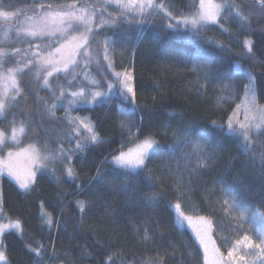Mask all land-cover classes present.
Masks as SVG:
<instances>
[{
    "label": "snow or ice",
    "instance_id": "1",
    "mask_svg": "<svg viewBox=\"0 0 264 264\" xmlns=\"http://www.w3.org/2000/svg\"><path fill=\"white\" fill-rule=\"evenodd\" d=\"M247 2L252 7L245 11L237 0H191L187 13L174 14L164 0H72L56 4L51 0H32L27 8H18L0 0V118H7L18 98L23 99L36 90L44 116L66 125L54 148L47 140L43 144L34 142L24 145L28 134L34 133L35 129L25 119L17 120L14 116L8 129H0V176L6 174L24 192L33 189L38 173L51 176L57 183H75L80 172L73 158L86 153L94 145L106 143L92 118L80 116L78 112L87 106L110 105L113 98L119 97L121 103L116 106V111L124 139L111 159L106 158L101 163H107L113 175L122 178V188L129 197L138 191L136 181L145 173L148 181L154 180L163 185L164 180L155 175L149 164L156 157L171 162L179 152L175 169H166L174 181L175 197V202L169 201L167 207L175 213L177 230L191 229L195 241L203 250L204 264H256L257 261L264 264V211L249 209L242 199V184L236 178L229 180L227 176L221 177L218 186L214 185L205 197L208 200L216 196L214 204H209V210L216 207L230 218L235 239L221 237L222 244L228 245L226 252L221 251V246L212 238L211 218L187 215L182 207L183 202L191 199L193 178L210 170L216 163L217 155L211 147L215 130L224 132L237 142L240 154L247 157L246 166L264 180V104L260 103L258 89V78L264 79V59L257 57L255 41L251 38L254 21L257 18L264 20V0ZM109 7L115 10V14L107 11ZM157 19L167 21L162 28L168 33V39L196 45L195 52L181 50L180 54L190 63L188 70L196 75L200 95H206L211 86L215 107L223 110L225 104H235L226 119L222 118L220 122L212 120L210 129H194L191 126L172 128L170 125H162L159 130L145 129L143 115H139L137 123L134 76L127 69L115 70L118 45L123 46L127 37L123 32L107 33L117 28L120 22L142 28L145 23L151 24ZM229 23L238 25L237 34L244 33L246 38L240 43L239 58L225 63L216 50L231 53V47L215 39H207V48L201 47L199 42L205 39L202 31L210 26L231 36L232 31L226 26ZM261 32L264 34V28ZM102 34L103 38H100ZM12 44H25L27 47L7 46ZM92 65L97 69H106L101 78L88 71ZM28 75L34 87L25 89L22 83ZM62 78L64 83H60ZM236 80L242 81L240 91L233 83ZM39 90L49 92L50 98L40 97ZM59 110L64 112L62 117L57 116ZM175 115V112L169 113V116ZM169 136L171 142H168ZM21 159L25 161L23 169ZM181 160L184 162L182 166ZM57 164L62 166L59 175ZM107 174L97 167L91 180L103 183ZM76 186L80 188L79 184ZM160 196L161 192H145L140 199L146 206L155 207ZM74 206L82 225L92 201L77 199ZM40 220L49 233L54 228L57 232L60 230V222L47 211L43 201ZM129 222L141 242L154 239L148 220L135 221L129 217ZM63 227L66 231L68 226L65 223ZM11 232L23 239L22 222L4 213L3 192L0 190V237ZM96 243L100 245L97 264H157L151 256L126 250L111 239L105 244H100L99 240ZM24 248L31 264H65V259L71 255L69 252L62 254L51 235L47 243L39 240L24 242ZM61 255L65 259H61ZM91 255L87 246L80 253L81 260ZM156 257L158 264H164V255L157 252ZM0 262L7 264L2 240Z\"/></svg>",
    "mask_w": 264,
    "mask_h": 264
},
{
    "label": "trees",
    "instance_id": "2",
    "mask_svg": "<svg viewBox=\"0 0 264 264\" xmlns=\"http://www.w3.org/2000/svg\"><path fill=\"white\" fill-rule=\"evenodd\" d=\"M51 2L70 3L72 0H51ZM237 2L243 5L245 11L251 10L252 6L247 0H237ZM5 3H12L18 8H27L32 0H5ZM164 3L172 8L174 14H178L189 11L188 5L191 0H164ZM107 11L115 14L112 7H109ZM257 21L253 23L254 34L251 38L255 41L257 57L264 59V34L261 32L264 20L257 18ZM166 22V20L157 19L151 24L145 23L142 28H137L135 24L130 26L120 22L117 28L110 29L108 35L115 31L118 34L123 32L127 37L123 46L118 45L115 70L127 69L132 72L137 94V123H139V115H143L145 129L159 130L162 125H170L172 128L191 126L194 129H210L211 121L220 122L222 118L226 119V115L231 112L235 104H225L223 110L215 107L211 86L206 95H200L196 75L188 70L191 65L187 58L180 54L181 50L195 52L196 45L168 39V33L162 28ZM226 26L231 29V36L222 33L215 26H210L202 31L205 39L199 43L201 47L207 48L209 47L207 39L224 42L233 51L231 53L216 51L225 63H229L239 58L240 43L246 37L244 33L237 34L238 25L235 23H229ZM100 38H103V34ZM7 46L27 47L25 44ZM88 71L97 78H101L106 69H97L95 65H92ZM60 83H64L63 78ZM233 83L236 90L240 91L242 81L236 80ZM22 87L25 89L34 87L30 75L24 79ZM258 89L261 93L260 103L264 104V79L258 78ZM38 94L40 97L50 98V93L46 90H39ZM120 103L121 100L116 97L112 99L110 105L87 106L78 112L80 116L92 118L106 143L94 145L86 153L73 158L75 167L80 172L75 183L70 181L57 183L51 176H41L38 173L33 189L30 192H24L6 174L0 176L3 211L13 220L19 219L24 229L23 239L14 232L0 237L5 245L7 264H31L24 242L39 240L47 243L49 235L55 240L56 247L62 254L71 253L66 259L61 255V259H65V264H75L77 261L80 264H97L100 258L97 250L100 249V245L96 241L99 240L100 244H105L110 239L126 250L141 256H151L157 260V264V252L165 256L164 264H204L202 249L195 241L194 235L189 229L177 230L175 213L167 207L169 201L175 202V197L173 195L174 181L168 176L166 169L169 167L175 169L179 152L176 159L171 162L168 159L161 160L156 157L149 164L155 175L164 180L163 185L154 180L148 181L147 173H145L137 179L138 191L131 198L122 188V178L113 175L107 163H101L116 153L124 139L119 126L120 118L116 111V106ZM236 103H239V100H236ZM172 112L177 115L169 116ZM63 115V110L57 112V116ZM14 116L17 120L25 119L35 129L34 133L28 134L24 144L32 141L43 144L47 140L49 146L54 148L57 137L62 135L66 127L65 124L50 121L44 116L42 104L37 100L36 90L28 93L23 99L18 98L16 106L7 114V118H0V129H8L9 122ZM168 142H171L170 136ZM211 147L217 155L216 163L210 170L193 178L190 186L191 199L183 202L182 207L187 215L209 216L212 221L220 222L222 227L219 232L222 236L234 239L230 223L224 218L222 211L216 207H213L212 211L209 210V204H214L216 196H211L208 200L205 197L214 185L218 186L221 177L227 176L229 180L236 178L242 184V199L249 209L258 208L264 211V187H262L264 180H261L258 173L251 167L246 166L247 157L240 154L237 142L226 136L224 132L214 131ZM180 163L182 166L184 162L181 160ZM56 167L59 175L62 166L57 164ZM97 167L108 173L103 183L91 180ZM184 175L187 179V173ZM77 184L80 188H77ZM153 191L161 192V196L155 207L146 206L140 198L143 193ZM216 195L218 196L219 193ZM77 199L92 201V206L85 214L82 225L79 223V213L74 206ZM42 201L47 211L60 222L58 232L54 228L49 233V230L42 225L40 220ZM129 217H133L135 221L148 220L154 239L147 243L141 242L134 234ZM65 223L68 226L66 231L63 227ZM114 229L115 232H113ZM215 238L221 249L225 251L226 245L222 244L221 236L215 233ZM85 246L92 255L81 260L80 253Z\"/></svg>",
    "mask_w": 264,
    "mask_h": 264
},
{
    "label": "rangeland",
    "instance_id": "3",
    "mask_svg": "<svg viewBox=\"0 0 264 264\" xmlns=\"http://www.w3.org/2000/svg\"><path fill=\"white\" fill-rule=\"evenodd\" d=\"M241 119H243V117H241ZM34 142H37V141H32V142H30V143H34ZM27 144H28V143H27ZM27 144H24V145H27ZM185 150H187V149H185ZM5 154H6V150H5ZM108 159H111V156H110ZM20 166H21L22 169H23L24 166H25V161H24L23 159L20 160ZM222 214H223L224 218L227 220V222L230 223V218H228L223 212H222ZM196 216H198V215H194L193 217H196ZM221 227H222V226H221L220 222L213 221V233H212V238L216 241V243H217L218 246H220V244H219V242H218V241L216 240V238H215V233L217 234V236H221V237H222V234L219 232V230H220ZM246 228H247V225H246ZM188 229L190 230V232H192L190 228H188ZM192 234H193V233H192ZM249 234L251 235V233H249ZM193 235H194V234H193ZM232 235H233V233H232ZM194 237H195V236H194ZM223 237H224V236H223ZM233 238L235 239V236H234V235H233ZM220 239H221V238H220ZM227 246H228V245H226V248H227ZM221 251H223V250L221 249ZM202 252H203V250H202ZM225 252H226V250H225ZM0 263H1V262H0ZM256 264H259V261H257Z\"/></svg>",
    "mask_w": 264,
    "mask_h": 264
},
{
    "label": "water",
    "instance_id": "4",
    "mask_svg": "<svg viewBox=\"0 0 264 264\" xmlns=\"http://www.w3.org/2000/svg\"><path fill=\"white\" fill-rule=\"evenodd\" d=\"M263 28H264V26H263Z\"/></svg>",
    "mask_w": 264,
    "mask_h": 264
}]
</instances>
